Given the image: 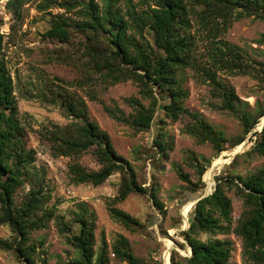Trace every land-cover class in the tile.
<instances>
[{"label": "trees", "instance_id": "16d2710c", "mask_svg": "<svg viewBox=\"0 0 264 264\" xmlns=\"http://www.w3.org/2000/svg\"><path fill=\"white\" fill-rule=\"evenodd\" d=\"M29 1L9 0L7 9L14 20L19 19L21 8ZM45 1L48 3L37 7L39 11L55 7L63 10V13L52 17L49 28L43 34L44 38L68 42L70 29L84 35V41L80 44L83 56L80 64L85 74L76 85L80 88L89 86L90 98L95 99L92 88L96 84L112 86L131 81L137 86L140 95L149 100L145 106L136 98H127L125 102L131 108L129 114L117 106L104 105V112L116 122L135 132L149 130L158 106L153 93V85L157 84L165 87L168 101L163 107L164 118L176 121L182 114H187L183 107L186 92L179 80L180 71L186 68L200 71L212 87L214 96L220 99V109L236 111L235 103L239 99L231 87L217 80L216 73L242 75L247 72L248 65L243 63L239 48L215 38L217 33L223 32L238 18L251 14L264 16V0H143L145 6L139 10L133 0H123L122 7L119 6L121 0H100L98 4L95 0ZM188 4L191 8L201 7L196 15L211 34L208 66H197L194 43L189 33L191 8ZM77 7H81L77 11V20L65 17V13ZM146 33L151 34V42ZM3 39L4 35L0 32V225L10 228L14 240L0 241V246L14 251L16 257L25 264H35L34 246L29 243L30 235L33 231L46 228L54 214L45 206L48 193L43 180L33 172L35 153L27 148L25 129L18 119L14 85L2 57ZM57 59L61 63L65 62L63 58ZM39 95V101L57 106L69 120L63 126L51 124L44 128L40 137L48 144L52 156L73 158L74 162L68 168L73 183L99 186L111 175L121 173L123 180L116 201L125 200L130 193H146V189L137 184L130 164L113 149L108 134L89 118L81 97L54 82L45 83ZM189 116L191 122L184 127V133L192 136L198 144L209 143L216 154L225 150L226 139L220 131L197 114ZM263 116L264 110L259 113L258 120ZM239 120L244 135L259 123L258 120L250 123L244 113L239 115ZM261 122H264V117ZM252 137H255L253 145L247 154H256L264 159V125L260 131L253 132ZM242 142L243 139H238L230 148L238 147ZM153 144L165 157L166 144L161 134H157ZM88 152L95 159L97 170H87L77 162L82 154ZM198 172L197 184H202L204 170L200 168ZM179 177L189 182L185 174H179ZM214 180L211 194L194 205V213L187 220L189 227L182 236L191 249V255L182 260L186 264H228L232 251L230 242L211 237L230 232L232 205L226 190L233 186L244 207L237 224L232 228L241 238L243 263L264 264V169L244 179L232 178L223 173ZM25 187L26 193L16 203L17 191ZM196 189L199 188L194 185L192 191L197 192ZM148 192L156 203L153 190ZM107 210L110 218L124 227L133 229L139 226L135 219L123 211L110 205ZM73 222L79 230L68 238L78 252V258L72 264H105V241L101 240L97 252L94 250L93 212L88 213L81 207ZM200 234L210 238L201 240ZM112 253L116 259L137 264L124 238L113 245ZM175 255L174 252L170 256L171 264H178Z\"/></svg>", "mask_w": 264, "mask_h": 264}, {"label": "rangeland", "instance_id": "374dc122", "mask_svg": "<svg viewBox=\"0 0 264 264\" xmlns=\"http://www.w3.org/2000/svg\"><path fill=\"white\" fill-rule=\"evenodd\" d=\"M142 1L133 0L138 10L145 6ZM46 2L31 0L24 4L17 20L7 8L0 14V32L4 35L2 57L14 85L18 119L25 129L27 148L35 153L33 172L42 178L48 193L45 206L54 214L46 228L33 231L30 235L35 264H72L78 258V252L68 238L79 230L73 220L81 207L94 214V250L97 252L101 240L105 241V264H129L126 260L116 259L112 253L113 245L120 238L127 241L137 264H171L170 256L174 252L175 261L186 264L182 258L189 257L190 248L182 234L188 228L187 220L193 211L195 198L210 193L215 186V177L223 173L244 179L264 169L263 158L247 154L255 138L252 133L259 131L264 117L258 120L259 113L264 110V16L251 14L238 18L223 32L217 33L215 38L239 48L243 63L248 65L247 72L242 75L216 73L217 80L231 87L239 99L235 103V112L220 109V99L214 96L209 82L196 68L180 71L179 80L186 92L183 107L189 114L201 116L226 139L225 150L216 154L209 143L198 144L192 136L183 132L191 122L188 113L182 114L176 121L164 118L163 107L168 101L162 84L153 85L158 106L147 131L135 132L104 112L103 106L106 105L117 106L129 114L131 108L125 102L127 98H136L145 106L149 100L140 95L131 81L112 86L96 84L92 88L95 99L90 98L89 86L80 88L76 85L85 74L80 64L83 60L80 44L84 41V35L70 29L68 42L44 38L52 17L63 13V10L55 7L39 11L37 7ZM95 3H100V0H95ZM119 6H123V0ZM188 7L191 8L190 4ZM80 8L65 13V17L77 20ZM200 9L199 6L191 8L189 33L194 43L197 66H208L211 34L196 15ZM146 37L152 41L151 34L146 33ZM59 57L65 62L58 61ZM49 82L61 85L83 99L89 118L108 134L113 149L130 164L137 184L144 187L146 193H130L125 200L116 201L123 180L121 173L111 175L99 186L71 181L68 168L74 162L73 158L52 156L48 144L40 137L42 130L51 124L63 126L69 122L57 106L39 101V94H42L45 83ZM242 113L248 116L250 123L259 121L246 135L239 120ZM158 133L166 144L165 157L153 144ZM238 139H243V142L238 147L230 148ZM77 162L87 170L98 169L89 152L82 154ZM200 168L204 170L202 184H197ZM179 174H185L189 182L182 181ZM194 185L199 188L197 192L192 191ZM150 189L156 203L149 196ZM26 191V187L17 191L16 203L22 200ZM226 194L232 205L230 232L211 238L230 242L232 251L228 264H244L241 238L232 231L244 211L242 199L233 186L226 190ZM109 205L128 214L139 226L128 229L111 219L107 210ZM208 238L210 236L206 234L199 235L201 240ZM13 240L10 228L0 225V241ZM0 264L25 262L18 259L14 251L0 246Z\"/></svg>", "mask_w": 264, "mask_h": 264}, {"label": "water", "instance_id": "95a60500", "mask_svg": "<svg viewBox=\"0 0 264 264\" xmlns=\"http://www.w3.org/2000/svg\"><path fill=\"white\" fill-rule=\"evenodd\" d=\"M263 125H264V122L261 123V127H260L259 131L262 129V126H263ZM211 192H212V191H211ZM211 192L208 193V194L206 193V194L198 195V196L195 198V200H194V204H196L199 200L203 199L204 197L210 195ZM193 213H194V212L192 211L191 214H193ZM188 227H189V225H188ZM189 250H190V254H189V256H190V255H191V249H189Z\"/></svg>", "mask_w": 264, "mask_h": 264}, {"label": "built area", "instance_id": "2783aa9c", "mask_svg": "<svg viewBox=\"0 0 264 264\" xmlns=\"http://www.w3.org/2000/svg\"><path fill=\"white\" fill-rule=\"evenodd\" d=\"M9 0H0V14L4 13V10L7 8Z\"/></svg>", "mask_w": 264, "mask_h": 264}]
</instances>
